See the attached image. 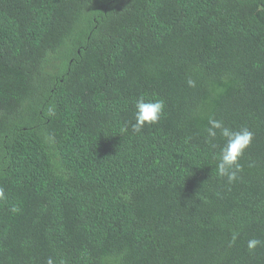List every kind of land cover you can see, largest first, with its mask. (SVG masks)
Here are the masks:
<instances>
[{
    "label": "trees",
    "instance_id": "16d2710c",
    "mask_svg": "<svg viewBox=\"0 0 264 264\" xmlns=\"http://www.w3.org/2000/svg\"><path fill=\"white\" fill-rule=\"evenodd\" d=\"M0 264H264V0H0Z\"/></svg>",
    "mask_w": 264,
    "mask_h": 264
}]
</instances>
